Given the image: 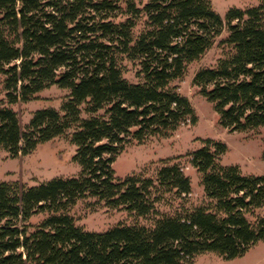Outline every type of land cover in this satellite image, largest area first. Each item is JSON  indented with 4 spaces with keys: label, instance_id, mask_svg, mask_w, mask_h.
Returning <instances> with one entry per match:
<instances>
[{
    "label": "trees",
    "instance_id": "obj_1",
    "mask_svg": "<svg viewBox=\"0 0 264 264\" xmlns=\"http://www.w3.org/2000/svg\"><path fill=\"white\" fill-rule=\"evenodd\" d=\"M224 28L231 52L193 83L223 128L253 131L264 127V0L224 18L210 0H0V147L24 156L68 136L80 167L75 178L31 187L0 182V264H194L207 252L240 257L264 241V176L222 166L223 143L187 154L206 203L172 216L156 205L169 192L190 194L178 164L165 163L155 179H117L112 169L127 145L196 122L173 82ZM125 62L136 82L123 76ZM51 86L68 91L60 109L36 110L22 131L11 105ZM86 198L152 223L86 231L68 215Z\"/></svg>",
    "mask_w": 264,
    "mask_h": 264
},
{
    "label": "rangeland",
    "instance_id": "obj_2",
    "mask_svg": "<svg viewBox=\"0 0 264 264\" xmlns=\"http://www.w3.org/2000/svg\"><path fill=\"white\" fill-rule=\"evenodd\" d=\"M261 0H210L213 10L224 18L229 9L246 11L258 7ZM227 37L224 28L215 39L211 48L197 61L188 65L185 75L173 82L177 91L185 96L194 111L196 122L187 123L167 136H152L144 141L127 145L116 157L112 169L117 179L136 174L155 179L157 170L167 164H178L182 172L190 180L191 192L185 197H176L173 192L163 195L156 205L159 214L172 216L182 209L194 208L206 203L200 175L190 165L187 154L201 148L205 141L220 142L226 151L220 156L222 166H236L245 176H264L262 153L264 148V127L249 132H231L219 123V116L213 106L198 92L193 77L201 68L215 67L217 62L231 52L225 43ZM123 76L130 82H136V67L132 63H124ZM67 90L51 86L28 101H18L11 105L16 112L22 131L39 109H60L65 100ZM75 147L68 136L58 137L38 144L27 155L12 157L0 147V182H18L24 187L39 185L54 178H75L80 167L72 159ZM264 217V205L257 210ZM68 215L75 225L90 232H104L117 225L150 226L153 216L137 217L121 209L106 207L94 198H86L68 210ZM44 214L32 217L29 222L36 225L44 219ZM194 264H264V241L251 246L242 256L226 260L215 253L207 252L195 257Z\"/></svg>",
    "mask_w": 264,
    "mask_h": 264
}]
</instances>
